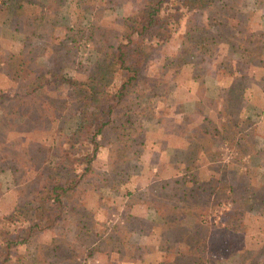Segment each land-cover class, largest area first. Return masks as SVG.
Instances as JSON below:
<instances>
[{
  "label": "rangeland",
  "instance_id": "1",
  "mask_svg": "<svg viewBox=\"0 0 264 264\" xmlns=\"http://www.w3.org/2000/svg\"><path fill=\"white\" fill-rule=\"evenodd\" d=\"M157 1L65 0L57 6L54 0H0V121L26 129L38 111L51 118V127L24 138L17 151L35 155L40 143L55 144L60 134L78 129L80 102H63L58 91L70 88L51 81L34 90L41 104L25 119L9 104L17 83L28 89L42 70L50 79L54 72L93 77L112 94L123 88L111 106L101 99L89 105L102 110L94 127L104 125L96 135L85 204L66 195L62 207L50 212L57 211L50 243L60 248V264H264V88L258 85L264 68L250 58V69L240 73L257 82L242 90L228 86L212 61L225 53L226 42L235 45V60L244 53L236 45H258L264 59V0H214L220 12L207 16L188 10L191 0H161L158 10L170 23L158 31L168 30L170 37L157 42L149 32L138 42L133 17ZM177 8L182 15L175 21L167 13ZM91 25L105 43L94 42ZM119 42L126 44L124 60L108 47ZM133 72L136 78L127 80ZM84 144L92 145L78 147L79 157ZM10 159L0 143V231L30 225L24 215L5 219L22 197L31 200L25 215L42 218L40 231L48 223L42 213L47 206L39 208L31 176L38 169L41 180L48 179L56 158L22 156L18 169ZM173 204L181 215L174 224L168 222L175 218ZM160 214L167 215L163 231L155 227L163 221ZM36 237L28 243L29 259L37 253Z\"/></svg>",
  "mask_w": 264,
  "mask_h": 264
},
{
  "label": "trees",
  "instance_id": "2",
  "mask_svg": "<svg viewBox=\"0 0 264 264\" xmlns=\"http://www.w3.org/2000/svg\"><path fill=\"white\" fill-rule=\"evenodd\" d=\"M54 1L56 5L59 6L65 0ZM160 2L161 0H158L157 4L154 2V4L145 5V7L140 10V14L133 17L136 22L134 23L133 31L131 33H137L136 38L138 42H143L145 39H147V35L145 34L149 32H153L154 34L149 35L148 38L150 39L156 36L157 42L167 40V38L170 37V31L167 30L164 33L158 31L162 24H164V28L167 29L168 24L170 23V20H168L169 17L164 15L165 17L163 18V15L160 14L158 10ZM215 6L216 4L214 0H191L186 4L188 10H193L194 12H199L201 15L204 14L206 16L213 15L215 12H220V10H217ZM76 12L77 13L75 16L79 17L81 15L80 9L77 8ZM167 15L171 16V19L173 17V19L176 21L182 15V11L177 8L175 11H173V13H167ZM95 28L96 27L91 25L89 27L88 34L92 37L96 36V38H94V42L105 43L99 38L100 33H96ZM48 32L51 36L55 37L53 27H50ZM130 40H133V37H130ZM236 46L240 50L244 51L242 55L237 56V59L235 60L234 51L236 47L234 44L226 42L224 45V52L226 54L233 55L229 59L225 57V53L221 55L222 57L220 55L213 57V66L216 67L217 73L220 74L222 76L221 78L228 83V86H237L242 90H246L247 86H251L253 81L257 82V79L254 75H250L249 72L246 75H243L240 72L250 69V65L248 63L250 58L255 62L252 63L253 65H258L263 69L264 59L261 53L262 51L259 50L261 47L259 48L258 45H255L254 49L246 48L248 45ZM108 47L113 48V55L116 59H125V43L119 42L116 45V48L112 44H109ZM38 72L39 75L36 77L37 81H34V83L29 86L28 89H23L21 82L17 83L18 88L16 93L12 97H9L11 110L24 113L26 116L25 119L27 117L31 118L33 111L39 110L37 107L40 106L39 104H41L42 100H39L35 97V93L33 94L34 90L39 87L47 86L49 82L56 80L57 86L66 84V87L70 88L66 93L63 92V89L58 91L63 96V102L71 98L78 99L80 102V107L77 110L82 114V116L80 118V123L78 124V129L72 134H60V136L57 138V143L55 144L44 142L40 143L35 155L27 154L29 156L23 154L22 152L17 153V151L24 146L25 142L23 139L45 131L46 127H51L49 124L51 118L44 116L38 111L34 113L38 116L35 117L36 119H33L26 124V129L21 124V122L12 123L13 125L7 124L6 126V121H0V125L2 127L6 126L4 130L0 129V143L6 146L8 156L12 158L10 160L12 163H15V165L22 162V156L25 158V160L26 157L29 159L38 157L40 162L45 161L50 155H54L56 158L53 170L51 171L48 179L41 180V173H39L38 169H35L33 175L31 176L33 182H35L32 189L35 191L36 195L39 196L36 198V200L39 201V208L43 207L44 203L47 206L45 207V211L42 212L47 216V226L42 228L40 231H36L42 226V218L39 217L36 220L33 217L25 215L28 204L31 201L29 198L22 197L13 201L10 207V213L5 216V219L12 221L19 218L20 215H24L25 219L30 221V225L28 227H17V229L13 231L5 228L0 231V264H22V261H24V264H60L58 262L61 254L60 248L58 245H52L50 243L51 237L57 228V225L55 222H53V219L57 216V211L52 213L53 216L50 214V212L54 209L59 210V207H62V197L66 195L73 200L74 196H77L78 203L85 204L86 196L90 193V189L92 188V182L89 180V178H87V174L89 173L92 166V158L95 156V153L99 147V140L96 139V135L102 133L104 121L101 122L97 127H94V115H99L102 110L99 107L92 108L89 105L95 99H101L108 100V106H111L112 99L119 100L124 96L123 88L120 89L118 93L112 94L111 92L104 90L102 88L101 82L94 79L93 77H86L84 79H71L67 78L61 72L52 73L53 70H47L46 72L52 73V79H50V77H47L45 74H43L42 70H38ZM247 77H249L251 80L250 84V80ZM135 78L136 75L133 72V74L130 75L127 80L132 81ZM261 78L262 77H260V80ZM242 81L246 83H242ZM258 85L260 88H264V82H262V84L258 83ZM51 99H53V97H51ZM9 130H11L13 133L11 136L8 135ZM90 142L92 143L90 147H88V144H84L86 150L81 153L80 157L76 155L78 152L76 149L78 147H80L83 143ZM65 165L69 167L66 171L60 174V168ZM32 166L33 165H29L26 171L30 170ZM18 168L19 166L17 165L15 169ZM161 186H164V184L161 183ZM144 203L146 204L145 200ZM151 203L152 200L150 199L149 204ZM87 204L89 203L87 202ZM177 207L178 206L175 204L172 205L170 212L175 215V218L169 220V223L174 224L177 220H181V215L177 213L180 209L175 210ZM62 211L64 212V210ZM61 216L64 217V215ZM160 216L163 221L159 224H155V227L156 230L163 231L167 222V220L165 222L164 219H167V215L160 214ZM96 218L97 217L95 216L93 219L94 224H100ZM34 233L38 235V237H36L37 240L35 245V250L37 253L35 259H29L30 253L28 252V243L31 242ZM121 243L126 245V240H122ZM184 243L185 241L183 240L182 236L180 245L183 246ZM223 246L225 245H222V247ZM183 263L199 264L196 260H186V263L185 261ZM167 264L172 263L168 262Z\"/></svg>",
  "mask_w": 264,
  "mask_h": 264
},
{
  "label": "crops",
  "instance_id": "3",
  "mask_svg": "<svg viewBox=\"0 0 264 264\" xmlns=\"http://www.w3.org/2000/svg\"><path fill=\"white\" fill-rule=\"evenodd\" d=\"M158 211V210H157ZM159 213V212H158Z\"/></svg>",
  "mask_w": 264,
  "mask_h": 264
}]
</instances>
